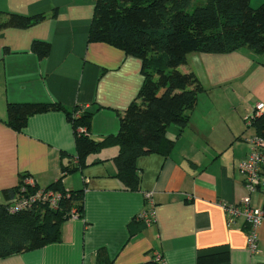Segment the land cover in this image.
Masks as SVG:
<instances>
[{
    "label": "crops",
    "instance_id": "obj_1",
    "mask_svg": "<svg viewBox=\"0 0 264 264\" xmlns=\"http://www.w3.org/2000/svg\"><path fill=\"white\" fill-rule=\"evenodd\" d=\"M94 4L0 0L4 12L46 15L30 28L0 32L1 197L3 189L18 184L20 174L45 188L60 176L62 163L77 161L74 130L63 111L31 115L17 131L6 124L7 103L57 102L68 110L91 111L89 135L99 140L118 131L119 113L137 95L141 60L88 41ZM35 39L50 44L44 59L30 49ZM185 66L204 90L186 126L168 128L169 152L136 159L138 189H125L116 176L117 146L90 153L85 165L62 181L65 189L83 190V214L61 224L60 240L0 258V264H264V218L251 252L245 218L229 222L225 211L245 197L260 209L264 201L262 188L248 193L238 169L249 153L248 139L256 135L245 117L256 102L264 103V53L245 47L191 52ZM145 193H151V201ZM142 211H153V223L137 219Z\"/></svg>",
    "mask_w": 264,
    "mask_h": 264
},
{
    "label": "trees",
    "instance_id": "obj_2",
    "mask_svg": "<svg viewBox=\"0 0 264 264\" xmlns=\"http://www.w3.org/2000/svg\"><path fill=\"white\" fill-rule=\"evenodd\" d=\"M45 18L43 12L29 15L0 10V32L30 28ZM88 41L104 42L139 58L142 84L136 97L119 113L118 131L99 140L89 135L91 111L79 107L68 110L57 102L7 103L6 124L17 131L31 115L63 111L74 130L77 161L62 163L60 176L44 188L59 195L54 206L45 200L10 210L20 196L39 189L35 183H25L30 177L27 173L20 174L15 187L2 190L0 258L60 240V226L72 210L78 216L83 214V190L65 189L62 181L85 165L90 153L117 146L116 176L125 189L137 190L140 175L136 159L169 152L173 141L166 136L168 128L186 126L198 94L204 90L194 72L179 69L186 64L187 54L228 53L242 47L264 53V0L256 7L250 0H95ZM30 49L44 59L50 44L35 39ZM247 126L264 139V112ZM262 210L264 214V201ZM138 264L165 263L149 260Z\"/></svg>",
    "mask_w": 264,
    "mask_h": 264
},
{
    "label": "built area",
    "instance_id": "obj_3",
    "mask_svg": "<svg viewBox=\"0 0 264 264\" xmlns=\"http://www.w3.org/2000/svg\"><path fill=\"white\" fill-rule=\"evenodd\" d=\"M264 112V103L256 102L250 111V113L245 117V123L250 124L252 119ZM76 116L78 113H75ZM80 132L87 134L84 128L78 129ZM249 143V153L247 157L240 161L238 164V169L244 177V187L248 193H253L262 188L264 189V181L261 179V174L264 168V139L258 135L252 136L248 139ZM25 183L34 185V181L31 177L25 179ZM59 195L52 191H44V188H39L35 193L29 196H20L19 201L10 207L11 211H15L25 206H29L30 203L35 201H48L51 206L56 204ZM145 198L151 201V193H145ZM225 211L227 214L228 221L231 222L233 219L241 215L245 218L246 225L248 227L247 236V247L251 252L256 250L257 241V228L264 218L263 210L252 206L249 203V198L245 197L240 205H227L225 206ZM76 211L73 209L71 216H75ZM138 220L145 222L147 225L153 223L154 213L153 211H142L137 216Z\"/></svg>",
    "mask_w": 264,
    "mask_h": 264
},
{
    "label": "rangeland",
    "instance_id": "obj_4",
    "mask_svg": "<svg viewBox=\"0 0 264 264\" xmlns=\"http://www.w3.org/2000/svg\"><path fill=\"white\" fill-rule=\"evenodd\" d=\"M190 60H191V55H189V59H188V61H190ZM185 68H186L185 65H181V66L179 67V69L182 70V71H184ZM260 193L263 195L262 192H260ZM261 194H260V195H261ZM0 201H3V197H1V196H0Z\"/></svg>",
    "mask_w": 264,
    "mask_h": 264
}]
</instances>
